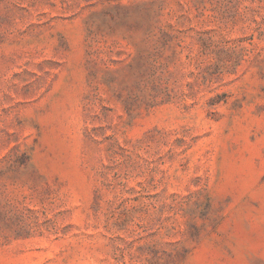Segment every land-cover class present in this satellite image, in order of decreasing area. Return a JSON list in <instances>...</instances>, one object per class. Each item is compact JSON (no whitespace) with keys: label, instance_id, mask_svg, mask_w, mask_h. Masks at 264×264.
I'll return each instance as SVG.
<instances>
[{"label":"rangeland","instance_id":"obj_1","mask_svg":"<svg viewBox=\"0 0 264 264\" xmlns=\"http://www.w3.org/2000/svg\"><path fill=\"white\" fill-rule=\"evenodd\" d=\"M0 264H264V0H0Z\"/></svg>","mask_w":264,"mask_h":264}]
</instances>
